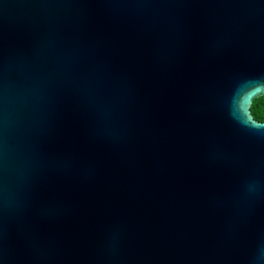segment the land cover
<instances>
[{"label": "water", "instance_id": "water-1", "mask_svg": "<svg viewBox=\"0 0 264 264\" xmlns=\"http://www.w3.org/2000/svg\"><path fill=\"white\" fill-rule=\"evenodd\" d=\"M264 0H0V264H264Z\"/></svg>", "mask_w": 264, "mask_h": 264}, {"label": "trees", "instance_id": "trees-1", "mask_svg": "<svg viewBox=\"0 0 264 264\" xmlns=\"http://www.w3.org/2000/svg\"><path fill=\"white\" fill-rule=\"evenodd\" d=\"M251 113L257 121L264 122V96H260L253 101Z\"/></svg>", "mask_w": 264, "mask_h": 264}]
</instances>
